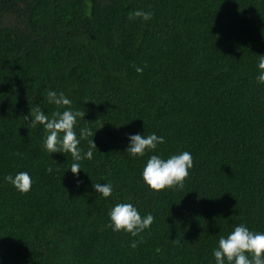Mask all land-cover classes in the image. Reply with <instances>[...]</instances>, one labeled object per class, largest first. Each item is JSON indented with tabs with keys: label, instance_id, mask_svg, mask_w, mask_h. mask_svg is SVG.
Returning a JSON list of instances; mask_svg holds the SVG:
<instances>
[{
	"label": "trees",
	"instance_id": "16d2710c",
	"mask_svg": "<svg viewBox=\"0 0 264 264\" xmlns=\"http://www.w3.org/2000/svg\"><path fill=\"white\" fill-rule=\"evenodd\" d=\"M136 10L153 16L130 19ZM258 55L264 0H0L2 264H215L236 225L264 231ZM50 89L72 104L51 103ZM68 107L86 113L78 133L96 132L81 141L97 148L78 177L71 154H50L43 124H31V109ZM138 132L165 143L134 158L128 134ZM182 151L194 159L182 188L143 181L152 154ZM21 171L33 180L26 193L4 179ZM108 182L105 198L93 183ZM120 202L154 223L136 237L113 231Z\"/></svg>",
	"mask_w": 264,
	"mask_h": 264
},
{
	"label": "clouds",
	"instance_id": "9594fccd",
	"mask_svg": "<svg viewBox=\"0 0 264 264\" xmlns=\"http://www.w3.org/2000/svg\"><path fill=\"white\" fill-rule=\"evenodd\" d=\"M153 16L151 11L136 10L129 14V18H143L150 20ZM258 69L256 80L264 84V55H258ZM137 72H142L143 68L137 66ZM48 99L57 106H69L72 104L63 92L48 90ZM85 112L71 107L63 111H55L51 115L43 110L31 109V124H43L46 131L43 147L50 153H70L73 159L70 170L79 176L82 169L81 161L94 157V150L97 148L94 139L89 140V147L85 151L81 141L96 135L91 128H82L79 133L75 130V125L79 118H84ZM27 120L28 117H25ZM102 128V127H101ZM129 145L126 152L132 157H143L146 152L155 151L157 146L165 143L164 136H158L155 132L145 135V133H129ZM19 155V153L17 154ZM194 166V159L189 151H182L173 154L168 158L161 155L152 154L143 169V181L153 190L160 191L169 187H183L185 179L190 174V169ZM52 171L51 168L48 169ZM4 179L16 187L18 191L28 192L31 189L33 180L28 171H21L7 174ZM94 189L105 198L113 194L112 183H93ZM109 227L113 231H125L133 237L149 229L155 221L153 214L141 215L135 204L131 202L116 203L109 211ZM139 240L130 242V247L136 248ZM215 264H264V231H253L247 225L241 223L227 235L221 236L218 246L213 249ZM2 264V260H0Z\"/></svg>",
	"mask_w": 264,
	"mask_h": 264
}]
</instances>
